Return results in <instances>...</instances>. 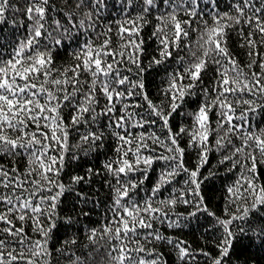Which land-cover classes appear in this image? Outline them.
Masks as SVG:
<instances>
[{
  "label": "snow or ice",
  "instance_id": "1",
  "mask_svg": "<svg viewBox=\"0 0 264 264\" xmlns=\"http://www.w3.org/2000/svg\"><path fill=\"white\" fill-rule=\"evenodd\" d=\"M262 49L264 0H0V264H258Z\"/></svg>",
  "mask_w": 264,
  "mask_h": 264
},
{
  "label": "trees",
  "instance_id": "2",
  "mask_svg": "<svg viewBox=\"0 0 264 264\" xmlns=\"http://www.w3.org/2000/svg\"><path fill=\"white\" fill-rule=\"evenodd\" d=\"M149 34H150V29L145 31L144 33L146 38ZM154 44H155L154 40L149 42L150 50L154 46ZM230 47L232 51L236 54V56L239 58L241 63L246 62L247 60V57L245 55L246 50L240 49L238 47V43L235 37H233L232 44L230 45ZM157 82H158V77L153 78L150 82V86L153 88V94H154V88L155 86H157ZM90 159L92 160L93 163L98 164V160L94 158H90ZM216 160H217V154L215 152L210 153L209 160L201 171L202 174L206 175L209 169H211L213 172L216 173V175L214 178L210 177L204 180L202 182V189L204 195L207 197V202L209 203L210 207L213 210L217 211L218 214H221L225 202L224 197L226 195L224 191V186L230 183L235 177L233 174L225 173L223 171V168H218L216 165ZM194 162L195 160L193 156L191 159L188 160V165L191 167L193 166ZM83 166H84L83 163H81V167ZM156 167L159 168V165H157ZM154 174L155 173H153V175ZM63 178L67 180V176ZM183 178H184L183 176L178 177V179L180 180H182ZM165 194L167 193L165 192ZM188 210L190 209H188L184 205H180L177 207L178 212H185ZM205 220H206V214H202L200 217L192 219L188 227L183 228L180 232H177L175 234L184 236L187 240L192 242L194 247H199L203 244V241L200 240V236L203 235L202 229L206 227ZM85 223H87V221H85ZM165 230L167 231V229ZM250 254L255 257L258 264H264V253H262L260 250L253 249V251ZM169 260L171 261V257H169Z\"/></svg>",
  "mask_w": 264,
  "mask_h": 264
}]
</instances>
